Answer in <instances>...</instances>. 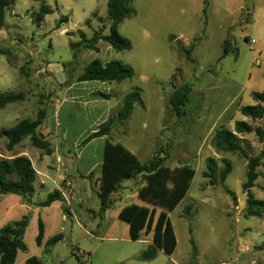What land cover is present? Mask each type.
<instances>
[{
  "label": "rangeland",
  "instance_id": "obj_1",
  "mask_svg": "<svg viewBox=\"0 0 264 264\" xmlns=\"http://www.w3.org/2000/svg\"><path fill=\"white\" fill-rule=\"evenodd\" d=\"M42 2L15 0L0 29V92H25L19 66L28 56H39L27 68L36 78L30 85L36 104L22 112L9 104L0 111V128L37 118L41 95L58 87L52 74H37L48 62L68 65L67 75L74 77L95 59L104 64L120 61L135 74L113 83L115 89L138 90L142 102L126 125L115 123L109 135L110 145L121 147L125 157L116 147L106 155L103 143L84 142L94 116L81 111L68 120L62 112V128L72 139L49 161L57 163L59 156L65 166L75 160L69 176H63L74 187L69 191L60 182L69 193L67 199L62 197L49 208L39 207L54 191L49 182L41 189L36 181L30 199L4 196L0 209L6 203L10 210L16 197L15 208L23 205L26 210H15L10 222L26 214L30 217L24 237L28 251L19 252L16 264L32 256L44 264H250L257 260L260 252L248 255L241 247L264 244V210L249 206L243 185L249 159L261 155L264 144L255 133L240 135L239 151L222 152L214 147V136L221 128L234 130L239 121L264 128V120L252 121L240 112L241 107L255 104L253 93L264 91V0H134V16L120 25V33L132 42L131 50L116 52L102 41L98 52L81 49L77 54L70 43L80 37L67 33L84 30L91 38L105 26L108 35V0H45L53 13L38 26L32 14ZM94 13L103 22L94 19L91 27L85 26ZM64 17L68 21L59 26ZM227 39L232 44L229 51L224 45ZM187 49H192L189 57ZM180 87L188 88L189 100L178 113L171 100ZM6 145L0 143V158L7 155ZM158 155L168 157L164 166L133 177L138 166ZM102 160L106 163L99 166ZM225 160L232 172L222 183L219 173ZM259 171L252 194L264 200V160ZM29 202L38 206L32 212L40 211L27 210L24 204ZM253 211L262 214L256 217ZM39 217L46 224L45 241L55 235L60 240L37 246ZM158 243L162 244L158 255L142 259Z\"/></svg>",
  "mask_w": 264,
  "mask_h": 264
},
{
  "label": "trees",
  "instance_id": "obj_2",
  "mask_svg": "<svg viewBox=\"0 0 264 264\" xmlns=\"http://www.w3.org/2000/svg\"><path fill=\"white\" fill-rule=\"evenodd\" d=\"M134 0H108V16L110 20V33L104 34V28L95 31L93 36L88 39L86 34L79 30L80 41L77 43H71L70 46L74 49L75 54L81 49H92L98 51V43L104 41L110 44V46L116 52H122L131 50L132 42L124 37L120 33V25L126 19L132 18L135 14L133 8ZM15 4V0H0V29L4 26V20L7 10L12 8ZM206 12V9H204ZM53 13V9L46 3H42L40 10L33 13V21L40 26L45 17ZM97 13L93 14V17H97ZM102 21V18H99ZM68 18L64 17L60 24L67 22ZM59 24V26H60ZM90 26V20L85 23ZM249 41L248 39H246ZM225 50L229 51L232 47L230 40H226ZM189 57L192 49L184 51ZM24 70V69H22ZM135 74L134 69L120 61H110L106 64L102 63L99 59L91 61L85 68L84 73L78 78L79 82L100 81L108 83H122L128 79H131ZM101 98L110 99V95L98 94ZM255 101L254 105L243 106L240 108L241 114L252 120L260 121L264 120V91L262 93L256 92L252 95ZM26 95L20 93H0V110L5 108L9 104L18 103L24 101ZM189 100V92L187 87H180L174 91V96L171 100L172 107L178 113L187 104ZM142 102L140 92L135 90L129 93L125 99L122 108L119 110L116 117H111L108 121L99 126L98 130L91 134L84 141L86 144L96 138L109 136L112 127L115 123H123L127 121L136 105ZM46 119V111L41 110L36 120L25 119L20 121L16 126L10 129L0 130V138L7 140V150L12 151L22 141L30 139L32 146L42 150L45 154L51 155V145L46 138L38 132L40 126ZM255 133L260 142L264 144V128L261 126L255 127L248 121L236 122L234 130H228L226 128L218 129L214 136V147L218 151L235 153L240 150V135H248ZM244 139V137H242ZM119 153H122L125 157V151L119 146H109L106 150V155L110 150L115 149ZM118 149V150H117ZM158 154H162V151H157ZM160 155L154 157L147 165L138 166L132 173L133 177H137L143 173H154L162 166L165 165L167 156L160 157ZM130 156V155H129ZM132 157V156H131ZM264 149L261 155L257 157H251L247 165V181L243 185V190L249 196V206L256 207L259 211L264 210V200H256L253 197L252 190L256 187L257 181L261 176L259 168L263 165ZM106 161V160H105ZM225 168L219 173L220 180L225 183L228 176L232 172V165L229 161L225 160ZM106 163V162H105ZM212 174H215V169L212 165H208ZM37 180V172L33 167L31 160L27 156H18L13 159L0 158V206L2 200L7 194H14L23 198H32L35 193L34 184ZM211 183L214 184L212 179ZM18 200L16 197L12 199V207L10 210L6 206L0 209V219H2L0 228V264H16L19 252L28 251V246L25 243L24 237L26 230L29 226L30 217L28 214L20 220L10 222V217L15 210L26 213V210L22 208V205L15 208L14 201ZM62 200V195L59 191L55 190L50 193L45 201L41 203L40 208H49L53 205H58V202ZM22 209V210H21ZM8 210V211H7ZM40 210H35L32 213H38ZM31 213V214H32ZM252 214L259 217L261 214L258 211H253ZM6 220V221H3ZM4 222V223H3ZM46 224L41 217L38 218V235L36 237V244L38 247L56 243L60 240V236H53L47 242L45 241ZM62 236V235H61ZM165 244V243H164ZM167 244V243H166ZM165 244V245H166ZM44 246V247H45ZM162 247L161 243L158 245L150 246L147 251L142 254V259L150 260L156 257L158 248ZM165 249H167L164 246ZM22 264H44L41 262L40 257L32 256L26 259Z\"/></svg>",
  "mask_w": 264,
  "mask_h": 264
},
{
  "label": "crops",
  "instance_id": "obj_3",
  "mask_svg": "<svg viewBox=\"0 0 264 264\" xmlns=\"http://www.w3.org/2000/svg\"><path fill=\"white\" fill-rule=\"evenodd\" d=\"M42 3H46L45 0H43ZM99 18H101L99 17V15L97 17L92 16V19H89L90 26H87L86 24L85 26L91 27L93 20L94 19L99 20ZM103 20L104 19L102 18V22ZM3 27L1 29H3ZM103 28H105V26H103ZM65 31L66 30L62 31L61 33H65ZM82 31L87 36V33L84 30ZM67 34L69 36H73V35L79 36V31L68 32ZM13 43H16V40ZM71 43H77V42H71ZM98 51H99V47H98ZM37 54L38 53L36 54L34 53L33 56L31 55L28 56V58L25 59V62L23 64H20L19 66L21 70V74L24 77L23 79L24 88L26 89L25 92L22 93L26 95V98L22 102L13 103L16 105L15 107L16 112H18L19 109L20 112H22L23 110H25V108L27 107L32 108L34 106V103L36 104L35 100H33L34 95H36V93H34L30 88L31 84L36 83V78L33 77L31 74H29L28 72L29 70L27 68L33 65L34 60L37 59L39 60V56ZM67 67L68 65L66 64L60 65V64H53L52 62H48L41 71H37V74H42V73L52 74L54 77L53 80H55V82L58 84V87L56 88L55 92L52 91V92H48L47 94H42L41 96L43 98L42 99L43 101L37 102V104L40 106L38 113L41 110L46 111V119L38 129V132L41 135H43L46 138V140L49 141L51 145V149L53 151L51 155L58 153V151L66 147L67 142L72 139L70 134L67 131H64L62 128V123L60 119L62 112L65 111L67 113L68 120H70L71 117L74 118L81 111L82 112L86 111V113L89 116H94L95 121L93 123V128L90 132L91 134H93L98 130L100 125L108 121L111 117H116L119 110L123 106L125 97L129 94L128 92H123V91L117 92L113 83L100 82V81L79 82L78 78L82 74L74 77L68 76ZM99 82L101 83V85L97 87L93 86L94 84H99ZM90 86H91V90H88ZM0 93H7V92H0ZM100 93L110 95V99L101 98L98 95ZM7 106L5 108H7ZM5 108H3L2 110H4ZM127 121L123 122L122 126H125ZM19 122L20 121H18L14 126H16ZM12 127L4 128L3 126H1L0 130L10 129ZM109 140H110L109 136H104L92 140L87 145L93 144L94 142L98 141L103 143L104 148L106 147L107 150L108 147L110 146ZM0 143L7 144V140L5 138H0ZM5 151L7 154L5 158L13 159L18 156H27L31 160L33 167L37 172L36 181H39L41 189L47 188L49 182L53 185L55 191L57 185L60 184L62 177L63 176L65 177L66 175L69 176L68 174L69 171L73 167H75V160H71V159L68 160L64 166L63 160L59 156L57 158V163L50 162L49 157H51V155H47L42 150L33 147L29 138L22 141L18 146L14 148V150L8 151L6 147ZM104 162L105 160H102V162L99 163V166L104 165ZM61 163L63 165H58ZM87 173H89V171ZM85 176H88V174H86ZM32 204L31 202H29L28 204H24V207L26 206L28 208L25 209L31 211V209L32 210L35 209L34 207L36 208L38 207ZM241 249L242 250L245 249L249 253L248 255L251 254L257 255V253L260 252L257 260L253 259L250 264H264V244L255 245L254 247H250L246 245V247H241Z\"/></svg>",
  "mask_w": 264,
  "mask_h": 264
},
{
  "label": "built area",
  "instance_id": "obj_4",
  "mask_svg": "<svg viewBox=\"0 0 264 264\" xmlns=\"http://www.w3.org/2000/svg\"><path fill=\"white\" fill-rule=\"evenodd\" d=\"M61 182L65 183V186L68 188L69 191L73 190L74 185L71 181H66V179L62 177ZM56 190L61 193L63 198L67 199L69 193L67 190H65V187L63 185H57Z\"/></svg>",
  "mask_w": 264,
  "mask_h": 264
}]
</instances>
